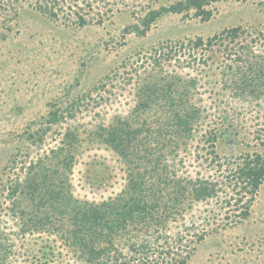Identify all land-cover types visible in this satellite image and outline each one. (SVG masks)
<instances>
[{
    "label": "rangeland",
    "instance_id": "1",
    "mask_svg": "<svg viewBox=\"0 0 264 264\" xmlns=\"http://www.w3.org/2000/svg\"><path fill=\"white\" fill-rule=\"evenodd\" d=\"M0 1V257L5 264H88L85 256L111 239L124 243L154 235L142 236L141 226L173 236L191 225L194 232L207 229L204 237L185 236L174 256L156 264H179L174 259L264 264V180L248 217L231 221L222 217L233 208L232 186L201 203L176 187V181L188 186L201 176L223 179L225 167L240 155H264V79L254 92L242 82L264 77V0L211 3L208 19L193 11L165 13L146 30L142 17L176 0H61L51 4L56 16L35 4L52 0ZM232 27H239L238 37H219ZM198 39L203 44L194 48ZM154 80L172 81L173 98H186V105L199 109L189 131L164 125L158 135L157 127L172 118L171 109L162 108L161 99L139 107L140 87ZM53 112L61 115L56 122L50 120ZM117 118L131 124L128 136L115 140L116 145L130 140L127 162L121 147L96 135L101 127L116 126ZM143 119L149 130L135 131ZM212 135L215 139L208 140ZM39 162L47 166L46 182L60 184L71 205L61 212L42 205L39 214L47 213L49 220L34 228L29 219L44 189L32 199L25 182L29 165ZM128 173L154 184L145 192L147 213L138 210L145 223L127 216L120 223L123 208L115 203L128 197ZM43 175L36 177L39 182ZM154 178L164 182L156 185ZM14 182L21 189L12 200L8 192ZM102 202L110 205L100 209ZM162 212L169 218L154 222ZM204 216L208 226H200ZM112 219L120 226L109 231Z\"/></svg>",
    "mask_w": 264,
    "mask_h": 264
},
{
    "label": "trees",
    "instance_id": "2",
    "mask_svg": "<svg viewBox=\"0 0 264 264\" xmlns=\"http://www.w3.org/2000/svg\"><path fill=\"white\" fill-rule=\"evenodd\" d=\"M18 2V0H15ZM51 1V0H50ZM217 1H226V0H176L173 3H170L168 5H161L157 9L150 10L144 17H142L141 21L143 23L144 29H148L151 22H153L156 18L161 16L165 13H182V12H188L193 11V14L197 17H200L201 19H208L211 15V12L209 9H207V6L211 3L217 2ZM59 2H64L61 0H52L51 2H48L50 4L47 5L46 2L42 3V1H36V7L37 9L46 12V10L50 13V16H56L53 12L54 6L58 5ZM53 4L54 6H52ZM1 5V1H0ZM79 22L81 24L85 23V19L82 16L78 17ZM144 32V30H143ZM224 34L223 36H219L220 38H228L230 40H233L234 38L238 37L239 35V27H232L228 28L222 31ZM199 41L194 42V48L198 47L199 45H202L201 39H198ZM208 42H211V39L208 40ZM239 58V57H238ZM154 63L159 64L158 59L154 58ZM264 77H250V79L247 81V77H244L242 79V82L245 84V90H248L249 92H254L256 87L260 89V84L263 82L262 80ZM250 85H254V88H251ZM248 87V89H246ZM243 89V90H244ZM172 81L169 82H162V81H152L151 83L146 82L140 87V96H141V102H139V107H146L152 100L156 101L161 99V107L164 109H171L172 111V118L168 121H162V123L157 127L158 135L161 132V128L165 125V127H171L174 126L178 133H180L183 130L189 131L191 128L187 125H190L192 120L199 116V109L197 107L190 108L187 104L186 98H179V100H176L172 96ZM187 106V108H186ZM139 107L137 106L135 110H138ZM181 109H177L180 108ZM186 109V110H185ZM60 114L57 112H53L52 117L50 118L51 121L56 122L60 118ZM118 124L116 126L114 125H107L104 127H101L100 132H97V136H102L105 142H109L110 144H114V146L121 147V154H124L123 156L126 158V162L128 161L127 158V152H126V143H129V141H123L121 143H118L116 145L115 140L118 138L121 140L122 136H128L130 129L127 127L131 124L128 122V120H124L121 118H117ZM158 120V119H157ZM164 120V119H163ZM50 121V122H51ZM168 121V122H167ZM146 125V120L143 119V123L138 127L137 129H134L135 131H140L142 128L149 130V127H144ZM133 130V129H132ZM68 135H71V132H66ZM73 135V134H72ZM115 138V139H114ZM215 139V136L212 135L208 138V140ZM68 145H71L70 142H68ZM50 152L54 153L55 150L52 149ZM144 158V157H143ZM237 161L235 163H230L231 165L226 166L224 171L226 172V175L223 179H214L213 177L209 176H201L200 178H195L193 181H188V186L183 181H176V187L180 194H182L183 191L190 193V198L192 202H208L212 201V199L219 196L220 191L226 186H232V189L234 190L235 195L233 201V208L229 214L225 213V217H222L225 220L231 221L233 218H240L245 219L249 215V207L254 200V196L256 194V191L258 190L259 186L264 180V155L259 153H246L244 155H240L236 159ZM67 162V160H66ZM234 164V165H233ZM40 162L38 164L32 163L28 167L27 172V178H26V186L28 194L32 199L35 198V193L38 189H44V194H41L39 197V200L35 203V214L31 215L29 219V223L32 227L38 228L42 227L44 222L49 220V215L43 214L40 215L39 209L42 205L49 206L52 211L58 210L62 211L66 207L71 205V201H66L69 196H65L62 191V187L60 184L52 185L50 182L47 181V173L45 174V167H40ZM157 163L152 167V169L156 170ZM55 172V171H54ZM44 174L40 182L36 178L38 175ZM133 173H128V188L125 189V193L127 194V198L122 200V197L119 198V200L115 203V205H121L122 211H124V214L121 213V210L118 211V217H120V223L124 216H127L125 219L129 220H136L135 223H145V216H143L145 213L144 210H146L145 204L148 203V201L145 198V192L147 190L152 189L154 184L150 183L146 184L140 180H134V176H132ZM157 179V181H156ZM156 181V182H155ZM154 182L156 185H159L160 182H164L163 179L160 178H154ZM228 183V184H227ZM142 184H144L142 186ZM164 184V183H163ZM227 184V185H226ZM21 189L20 184L18 182H14L9 187L8 196L9 199L14 200L16 197L17 192ZM189 189V191H188ZM123 191V192H124ZM152 192V190H150ZM35 192V193H34ZM41 193V191H40ZM245 196V197H244ZM229 197V198H230ZM178 200V199H177ZM66 202V203H65ZM230 200H226L225 204L229 205ZM15 204L17 201L15 200ZM156 202H153V206ZM83 205H87V203H83ZM104 205L108 206L109 203L102 202L98 207L101 209L104 207ZM142 205V206H141ZM144 206V207H143ZM151 206V205H150ZM97 207V208H98ZM128 207L129 209H127ZM138 208V209H135ZM140 208H143L144 214L139 213ZM135 209V210H133ZM15 210V209H14ZM128 210V212H127ZM132 210V211H131ZM139 210V211H138ZM131 211V213L129 212ZM23 212V211H22ZM38 213V214H37ZM139 213L138 215H136ZM151 214V213H149ZM163 214V212H162ZM160 214V215H162ZM147 216V215H146ZM169 214H163L162 219L161 216L159 217V221L157 218V215L154 219V222H164L169 218ZM102 216H98L97 220ZM135 217H140L141 219H137ZM82 218L86 219L87 215L85 214L84 209L82 210ZM51 221V220H50ZM111 224L109 228V231L115 229L114 227L120 226L118 219H112ZM203 221L205 224H203ZM152 222V223H154ZM200 226L207 225L209 222V217L204 216V218L201 219ZM151 222L148 224L151 228L154 226ZM151 224V225H150ZM231 224V222H227L225 225ZM30 227V226H29ZM195 225H191L190 227H184V229H181L179 233H175L173 236H169L165 232L158 231V228H154L153 231L147 230L148 227L143 229V226H141V230L143 232L142 236L147 235H153L149 238L144 237L140 239H125L124 243H118L116 240L111 239L112 241L104 244L102 247H99L95 250H92L89 252L88 255L85 256V260L88 264H156L157 261L160 259V257L163 256H174V251L176 246L180 244L182 239H185V236L189 239L192 237V239L199 241L202 239L205 235L206 230L201 227V232L195 231ZM192 232H191V230ZM197 228V227H196ZM216 228V227H214ZM108 232V231H107ZM153 233V234H152ZM124 247L126 250L124 251L122 247ZM2 248V247H1ZM81 258V256H79ZM102 258V259H100ZM175 262L179 264H184L186 259H174ZM0 264H5V259L3 257H0Z\"/></svg>",
    "mask_w": 264,
    "mask_h": 264
}]
</instances>
